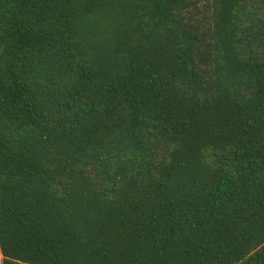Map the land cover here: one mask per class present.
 I'll return each mask as SVG.
<instances>
[{
	"label": "trees",
	"instance_id": "1",
	"mask_svg": "<svg viewBox=\"0 0 264 264\" xmlns=\"http://www.w3.org/2000/svg\"><path fill=\"white\" fill-rule=\"evenodd\" d=\"M3 264H264V0H0Z\"/></svg>",
	"mask_w": 264,
	"mask_h": 264
},
{
	"label": "crops",
	"instance_id": "2",
	"mask_svg": "<svg viewBox=\"0 0 264 264\" xmlns=\"http://www.w3.org/2000/svg\"><path fill=\"white\" fill-rule=\"evenodd\" d=\"M0 264H3V255H2V252H1V248H0Z\"/></svg>",
	"mask_w": 264,
	"mask_h": 264
}]
</instances>
